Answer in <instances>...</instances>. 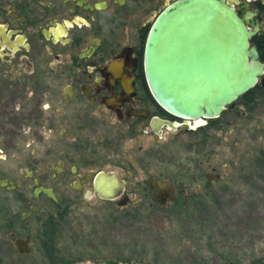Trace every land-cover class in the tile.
<instances>
[{
	"label": "flooded vegetation",
	"instance_id": "flooded-vegetation-1",
	"mask_svg": "<svg viewBox=\"0 0 264 264\" xmlns=\"http://www.w3.org/2000/svg\"><path fill=\"white\" fill-rule=\"evenodd\" d=\"M228 2L247 12L264 64V0ZM152 14V0H0V264H54L75 200L154 215L206 199L200 189L222 178L211 140L231 106L186 120L158 102L145 69ZM258 87L256 108L264 75ZM170 132L188 136L174 179L153 169L173 143L147 144Z\"/></svg>",
	"mask_w": 264,
	"mask_h": 264
},
{
	"label": "rangeland",
	"instance_id": "rangeland-1",
	"mask_svg": "<svg viewBox=\"0 0 264 264\" xmlns=\"http://www.w3.org/2000/svg\"><path fill=\"white\" fill-rule=\"evenodd\" d=\"M166 4L152 0L151 21ZM213 134V164L222 178L210 188L200 189L211 201L202 212L207 225L203 241L193 238H198L200 231L191 228L185 218L190 214L168 219L142 214L138 220H127L109 204L79 199L72 207L76 215L73 230L68 233L63 227L67 236H60L63 241L55 246L60 260L57 255L53 263L221 264V259L208 251L210 242L219 249H231L242 264L264 261V169L255 160L264 151V104L249 112L237 102L218 120ZM176 135L170 132L166 140L159 142L149 137L147 142L173 143L167 148V165L153 167L164 168L171 179L178 176L180 165L187 161L188 136H181L175 143ZM5 165L12 169L19 166L16 160ZM191 187L199 191L197 185Z\"/></svg>",
	"mask_w": 264,
	"mask_h": 264
},
{
	"label": "water",
	"instance_id": "water-1",
	"mask_svg": "<svg viewBox=\"0 0 264 264\" xmlns=\"http://www.w3.org/2000/svg\"><path fill=\"white\" fill-rule=\"evenodd\" d=\"M247 22V12L228 0L167 1L147 37L145 69L153 95L170 114L218 119L258 86L264 64Z\"/></svg>",
	"mask_w": 264,
	"mask_h": 264
},
{
	"label": "trees",
	"instance_id": "trees-1",
	"mask_svg": "<svg viewBox=\"0 0 264 264\" xmlns=\"http://www.w3.org/2000/svg\"><path fill=\"white\" fill-rule=\"evenodd\" d=\"M262 93L259 91V87L257 86L254 88L252 91H250L248 94L244 95L243 97L240 98L238 103H240L241 106H245L246 109L249 112H254L256 110V103L258 99H262ZM258 163V166H260L262 169H264V151L260 152L258 157L255 159ZM210 200L206 199H193V200H182L178 205H176L173 209L169 211H165L163 213H156L154 214L155 216H161L162 218H171L175 215H185V214H190L189 217L185 218L189 219V224L191 228H198L200 232L198 235V238L195 239L203 241L204 236L206 233L207 225L206 222H204L202 212H206V208L210 205ZM122 219H127V220H138L141 214L137 215H126V214H121ZM192 217V218H191ZM196 231V230H195ZM194 231V232H195ZM193 232V231H191ZM191 235V234H190ZM193 236V235H191ZM208 251L210 254H214L215 256L219 257L221 260V264H242L241 259L236 255L231 249L229 251L227 249H219L215 246L212 245V243H208L207 247ZM128 263V262H126ZM253 264H264V261H257L255 260L251 262Z\"/></svg>",
	"mask_w": 264,
	"mask_h": 264
},
{
	"label": "bare ground",
	"instance_id": "bare-ground-1",
	"mask_svg": "<svg viewBox=\"0 0 264 264\" xmlns=\"http://www.w3.org/2000/svg\"><path fill=\"white\" fill-rule=\"evenodd\" d=\"M198 124H200V123L198 122Z\"/></svg>",
	"mask_w": 264,
	"mask_h": 264
}]
</instances>
